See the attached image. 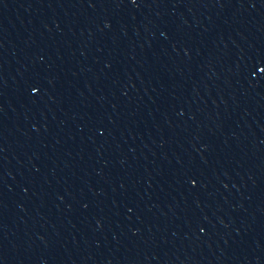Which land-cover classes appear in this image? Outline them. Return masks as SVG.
<instances>
[{"label": "water", "instance_id": "obj_1", "mask_svg": "<svg viewBox=\"0 0 264 264\" xmlns=\"http://www.w3.org/2000/svg\"><path fill=\"white\" fill-rule=\"evenodd\" d=\"M15 0H0V22L12 6Z\"/></svg>", "mask_w": 264, "mask_h": 264}]
</instances>
